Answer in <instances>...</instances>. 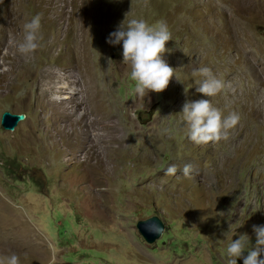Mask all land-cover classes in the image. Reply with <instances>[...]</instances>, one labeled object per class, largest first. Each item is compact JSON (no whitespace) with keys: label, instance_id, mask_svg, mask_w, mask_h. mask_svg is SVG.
<instances>
[{"label":"rangeland","instance_id":"1","mask_svg":"<svg viewBox=\"0 0 264 264\" xmlns=\"http://www.w3.org/2000/svg\"><path fill=\"white\" fill-rule=\"evenodd\" d=\"M37 13L41 47L25 57L16 45ZM133 18L163 20L171 32L163 59L175 75L161 93L137 96L122 42L107 43ZM202 66L226 84L216 96L196 91L203 77L192 72ZM48 69L80 77V111L56 101ZM200 99L240 115L228 140L186 138L183 104ZM4 110L26 117L5 128ZM110 122L120 138L111 146L103 137ZM169 165L176 175H165ZM155 213L166 228L149 243L137 221ZM253 225H264V0H0V256L226 264L232 238L246 233L255 245Z\"/></svg>","mask_w":264,"mask_h":264},{"label":"clouds","instance_id":"2","mask_svg":"<svg viewBox=\"0 0 264 264\" xmlns=\"http://www.w3.org/2000/svg\"><path fill=\"white\" fill-rule=\"evenodd\" d=\"M128 14H125V20ZM41 20V14L37 13L23 25V39L16 46L25 57H30L41 47ZM125 20L116 31L109 34L107 43L117 45L122 42L123 63L130 69L129 78L134 82L137 96L144 97L148 92H163L175 75V69L163 59V54L168 51L166 43L172 40L166 22L161 20L149 25L144 19L133 18L125 24ZM192 75L203 77L196 82V91L206 97L216 96L226 87L225 82L217 78L210 67L194 69ZM180 114L186 124V138L197 145L228 140L229 130L240 121L238 113L230 112L224 116L209 99L186 101ZM163 131L168 133L170 130L165 128ZM164 171L165 175H176L177 167L169 165ZM180 171L184 177H191L192 165L185 164ZM253 232L256 237L254 246L250 244V237L246 233L228 241L225 249L226 264H237L238 258H243V264H264L261 258L264 254V225H253ZM245 251L247 256H243ZM0 264H20V257L14 252L0 256Z\"/></svg>","mask_w":264,"mask_h":264},{"label":"bare ground","instance_id":"3","mask_svg":"<svg viewBox=\"0 0 264 264\" xmlns=\"http://www.w3.org/2000/svg\"><path fill=\"white\" fill-rule=\"evenodd\" d=\"M80 56L84 57V52H80ZM75 65L78 68H80L81 70H83V69L86 70V73L83 74L84 77H85L84 78L85 83L93 85V82H95V78L92 77L91 73L89 72L87 64L82 62V60L81 61L77 60L75 62ZM46 71L48 72V74L50 76L52 75L56 79L55 84H53L52 82L48 83L50 85L49 87H50L51 92H53L52 94H54L55 95V99H57L56 101H58V102L60 101L61 103L67 104V111H69V113L71 112L70 109H71L72 105L75 106L76 110L80 111L82 109L81 101L80 100L76 101V98H78V96H79V94H78V86L82 82L80 77H78L75 74V72L71 73L68 76H65L64 74H60L58 71L53 70V69H48ZM69 77H71L72 80H69ZM94 89H96V88H94ZM98 93H99V91H98ZM96 95H97L96 97L98 98L99 95L98 94H96ZM66 96H70V98H67ZM71 103H72V105L70 106ZM94 122H92V121L90 122L91 126H94L96 124V123L94 124ZM90 124H87V126L89 127ZM99 134H100V132H99ZM103 137H104L105 140H107L109 142L110 146H111L112 143L116 142L117 140H120L119 135L116 132V126L112 122L109 123L108 128L106 129V133L104 132ZM95 144L96 143H93L92 145H95ZM95 146H97V145H95Z\"/></svg>","mask_w":264,"mask_h":264},{"label":"water","instance_id":"4","mask_svg":"<svg viewBox=\"0 0 264 264\" xmlns=\"http://www.w3.org/2000/svg\"><path fill=\"white\" fill-rule=\"evenodd\" d=\"M25 117V112L4 110L1 122L5 128L14 129L18 122ZM137 227L147 242L153 243L163 234L166 228V222L158 213H155L144 218H139L137 221ZM150 228L153 230H150Z\"/></svg>","mask_w":264,"mask_h":264}]
</instances>
